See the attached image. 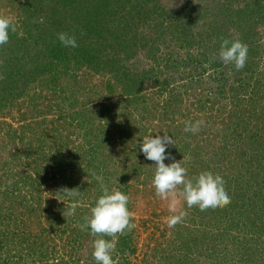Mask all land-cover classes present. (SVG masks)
<instances>
[{
  "label": "rangeland",
  "instance_id": "374dc122",
  "mask_svg": "<svg viewBox=\"0 0 264 264\" xmlns=\"http://www.w3.org/2000/svg\"><path fill=\"white\" fill-rule=\"evenodd\" d=\"M155 1L106 0L108 5L94 9L87 2L81 12L99 11L102 39L96 46L126 42L130 69L143 82L136 97L109 89L111 76L91 69L106 53L88 54V60L80 36V52H65L83 62L81 67L68 66L48 87L28 73L24 94L0 104V233L5 232L0 264H95L92 245L100 237L82 227V214L75 210L70 221L65 211L60 229L49 220L54 213L64 217L65 202L57 199L62 187H84V217L90 215L101 194L97 176L128 195L135 224L125 232L130 237L125 257L117 251L123 235L103 236L115 240V264H264V0H159L157 13L144 23L136 9L144 12L143 4ZM27 2L0 0V15L13 19L20 36ZM114 33L126 34V40H115ZM108 36L114 40H105ZM223 39L247 46L243 70L219 60ZM1 50L4 63L23 55ZM29 50L35 56L36 47ZM186 121L203 124L196 134L186 133ZM165 133L177 145L167 151L189 178L203 171L222 177L227 205L188 208L178 186L176 211H169L170 201L152 186L153 162L139 151L144 136ZM16 196L33 209L23 210ZM35 208L48 232L33 224L32 215V225H26ZM181 211V222L169 227L167 218Z\"/></svg>",
  "mask_w": 264,
  "mask_h": 264
},
{
  "label": "trees",
  "instance_id": "16d2710c",
  "mask_svg": "<svg viewBox=\"0 0 264 264\" xmlns=\"http://www.w3.org/2000/svg\"><path fill=\"white\" fill-rule=\"evenodd\" d=\"M91 1L93 0H44L43 3L39 2L38 5L34 7L33 6L34 0H29V2H27V7H24L23 11L21 10V8H19L24 15V17L20 21L23 34L22 36H20L16 29L15 32L10 33L9 42L3 45L2 48L4 49L5 53L8 52L13 54L14 51L15 52L18 51L19 54H23V55L18 56V58L8 57L7 59H5V63H4L2 61L3 59L1 58L2 56L0 53V104L1 105L3 104L2 102L3 100L9 101L12 97V101H13L14 99L13 97L17 99L18 95L24 94L25 85L29 83V81L27 80L28 73L33 74L35 76H40L39 80L41 81V83L43 85L44 84L47 85V82L48 83L54 81L56 82L58 76L61 77L60 76L61 72L62 71L64 72L65 68H67L68 66L76 65L78 68L81 67L83 62L78 63L75 62L70 56L68 57V55L66 54L67 48L62 46L59 40L57 39L58 33L60 32L68 33L70 29H71L70 30L71 33H73L71 35H74L76 37L78 44V46L74 48L75 53L80 52V48L84 46L89 48V50L85 48L86 49L85 52L87 53L86 56L88 57V60L92 59V57L88 56V54L95 55V53L96 54L106 53L105 56L107 57L104 58L101 55V59H96L95 61H93V64H91V69H93L96 73H100V74L107 73L108 75L111 76V78L113 79L112 81L113 84L109 80V85H110L109 89H111L112 91L114 90L115 87H117V90H121V92L124 93V95L126 96L129 97L137 96V94L140 92L142 88L143 82L139 78L138 81L136 77L137 75L134 74L135 72H133V69L132 70L130 69L131 68L129 62L130 60L124 48L126 42L122 40V43L120 42L119 44H117L115 41L114 44L116 45L115 46L116 48L109 46V44H103V46H96L95 42H97L98 39H102L100 37L98 31L99 27L97 24L98 23L97 20H99V15H98L99 11L97 10L92 12L91 10H89L87 13L83 12L85 14L83 13L81 14L87 2H89L88 3L89 7L93 9L94 7L99 8L101 6L102 7L106 6L109 4V2L105 3L106 0H97L91 3ZM99 1L102 3H100ZM158 1L159 0L152 3V5L143 4L144 6L145 5L148 6L146 11L144 12H142V8L139 6L140 10L137 11L136 9L135 12L137 13L136 16L140 17V19L143 20L145 23V20L149 19V17L153 13H157L158 8L160 7V3ZM32 6L34 7L33 10H32ZM140 13H143L144 17H142ZM163 13L164 11L159 15L161 16L165 15ZM94 21H95V25H91V23ZM36 27L41 30L42 34L38 33L39 31L37 32ZM112 30L113 29H109L107 33L112 34L113 33ZM223 35L225 36V34ZM80 36L85 38L84 39V41H86L84 42L85 44L82 41H80L81 39ZM109 37L110 39H112L111 36H108L105 37V40L109 39ZM121 37H123L126 40V34L119 35L118 33H114L115 40ZM81 43H83L84 46H82ZM30 47H36L35 56H33L30 53L29 50ZM111 48L113 49L111 50ZM0 52H2L1 46H0ZM71 55H73L74 57L77 56V54H71ZM26 70H30V71H26ZM115 71H118V73L115 74ZM23 80H25L24 83L22 82ZM21 82L22 84L20 85ZM46 87H48V85ZM1 95H4V97H2ZM6 95L8 97H6ZM42 95L43 93H40L37 96L41 97ZM37 96L35 100H38ZM93 182L95 183V181ZM79 191L81 192L80 199L83 201L81 202L82 204H79V206L82 208L77 206L75 214H79V215L82 214L84 218V215L88 213L86 207L87 204L85 202L86 199L84 196L86 193L85 192L86 189L83 187L80 188ZM17 198L19 199L18 196H16V199ZM18 201L21 202L23 210L30 207L28 203H25L24 201L22 202L20 199ZM79 208L82 213L79 211ZM47 213H49V211ZM54 214H52L53 220L51 221L49 220V222L50 224H52V222L55 221L56 228L60 229V227H62V223H64L67 220L65 217H60ZM31 215L33 216V220L35 222L33 224H38L39 226L38 229L41 232L45 233L49 231L48 230L49 228L42 226V223L40 221V214L39 211H37V208H35L34 210H30V212L27 214V218H25L24 220L26 225L28 226L32 225L31 222L33 220L30 217ZM73 219H75L74 216L72 218V215H69L68 220L71 221ZM4 233H5L4 231L0 233V242L2 239H5ZM129 238L130 237L128 236V233H124L123 237L120 238V242L117 246L118 247L117 251L121 252V256L125 255V252L129 247ZM126 262L127 261H124L123 264H126Z\"/></svg>",
  "mask_w": 264,
  "mask_h": 264
},
{
  "label": "clouds",
  "instance_id": "9594fccd",
  "mask_svg": "<svg viewBox=\"0 0 264 264\" xmlns=\"http://www.w3.org/2000/svg\"><path fill=\"white\" fill-rule=\"evenodd\" d=\"M182 3V0H180ZM16 31V25L9 16L0 15V46L9 42L10 33ZM60 44L66 48L78 46L76 37L66 32L57 34ZM249 50L239 39H223L219 48V60L223 65H232L237 71L246 67ZM203 121H186L184 131L196 134L199 132ZM176 145L175 140L168 134L144 136L139 143V151L144 158L153 162L154 175L152 186L155 194L161 199L169 200V211L175 212L178 204L177 188L182 186L180 195L188 208L196 206L201 211L216 210L230 202V197L225 189V182L218 174L211 171H203L197 176L189 178L187 168L175 160L171 152L167 151L171 146ZM177 146V145H176ZM172 161L165 163V160ZM183 159V158H182ZM181 159V160H182ZM101 194L96 198L94 205L90 208V215L84 217L83 228L89 230L94 239L92 257L95 264H115L113 252L115 251V240H106L103 236L115 237L131 231L135 224L132 222V213L129 210V197L126 193L109 189L103 182V178L96 177ZM65 202L67 215H73L77 207V201L81 195L78 188L62 187L57 191ZM68 201H73L69 206ZM185 213L171 215L167 218L169 227L181 222Z\"/></svg>",
  "mask_w": 264,
  "mask_h": 264
}]
</instances>
